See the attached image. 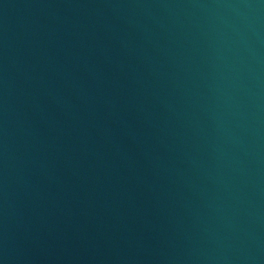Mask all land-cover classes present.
Listing matches in <instances>:
<instances>
[{
    "label": "water",
    "instance_id": "95a60500",
    "mask_svg": "<svg viewBox=\"0 0 264 264\" xmlns=\"http://www.w3.org/2000/svg\"><path fill=\"white\" fill-rule=\"evenodd\" d=\"M0 264H264V0H0Z\"/></svg>",
    "mask_w": 264,
    "mask_h": 264
}]
</instances>
